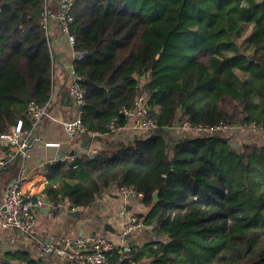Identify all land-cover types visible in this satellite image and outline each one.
<instances>
[{
    "label": "trees",
    "instance_id": "16d2710c",
    "mask_svg": "<svg viewBox=\"0 0 264 264\" xmlns=\"http://www.w3.org/2000/svg\"><path fill=\"white\" fill-rule=\"evenodd\" d=\"M49 1L0 0V136L20 120L30 129V105L52 100ZM70 13L84 57L73 62L85 91L76 141L128 125L145 91L142 113L156 129L100 137L105 147L92 157L47 164L39 196L56 215L89 208L112 186L141 194L150 211L136 216L159 238L110 252L109 264H264V145L170 133L184 122L264 132V0H75ZM19 162L7 164L11 175ZM0 264L55 263L18 250Z\"/></svg>",
    "mask_w": 264,
    "mask_h": 264
},
{
    "label": "built area",
    "instance_id": "2783aa9c",
    "mask_svg": "<svg viewBox=\"0 0 264 264\" xmlns=\"http://www.w3.org/2000/svg\"><path fill=\"white\" fill-rule=\"evenodd\" d=\"M54 1L57 3L58 8L53 9L50 6L46 7V11L42 17V25L48 31V35H50L52 22L59 23L60 36L72 49V61L81 60L84 57L75 53V38L71 34V28L75 22V17L71 15L70 10L75 0ZM81 80L82 79L75 74L72 68V77L68 91L77 107L78 115L73 120L61 123L65 132L71 137H75L80 132H85L82 124L85 91L82 88ZM147 96L148 92L145 91L142 98L137 102V108L126 112L131 118V122L128 125L119 126L114 122L110 125L108 133H89V140H95L100 137H115L114 139L116 140H124L125 134L130 129L131 125H133L135 131L150 135L151 132L156 129V125L153 121L146 118V114L144 115L142 113L144 108L146 109L143 101L146 100ZM51 104L52 100L43 107L34 104L30 105L28 111L33 118L31 128L27 129L24 122L20 120L15 126L11 127L9 131L0 136V175L11 158L15 159L19 157L21 161L18 177L14 179L5 190L3 206L0 208V227L4 230H16L22 233L30 232L35 222L36 211L43 208L48 210V217L52 218L55 215L57 208L47 199L23 191V185L33 173L31 165L27 162L31 158L29 154L30 147L41 143L51 148L60 146L57 143L44 142V139L40 136L43 123L50 115ZM180 129L190 131L193 136L239 131L237 127H229L226 125H219L216 127H193L188 122L181 124ZM83 153H87L89 157H92L93 154L91 152L75 151L71 155H66L60 159L54 160L53 163L62 161L68 164H74L77 160L82 158ZM76 167L77 165H74V168ZM119 195L123 199L129 200H140L142 197V195L137 193L133 188L128 187L119 189ZM77 210L78 209L73 208L71 211ZM122 214L125 218L123 226L125 235L131 236L144 227V224L131 212L124 210ZM131 245V243L129 245L118 244L105 235L90 234L75 239L64 238L60 243L56 244L40 243L38 246V254L39 257L53 255L69 264H109L108 258L110 252L117 251L121 255L124 253L129 254Z\"/></svg>",
    "mask_w": 264,
    "mask_h": 264
},
{
    "label": "crops",
    "instance_id": "0c3cea01",
    "mask_svg": "<svg viewBox=\"0 0 264 264\" xmlns=\"http://www.w3.org/2000/svg\"><path fill=\"white\" fill-rule=\"evenodd\" d=\"M51 8H58L54 0L49 1ZM59 23L52 22L50 29V38L55 57V75L54 91L50 115L43 123L40 136L47 143H57L59 147H46L44 143L32 145L29 149L31 158L27 161L33 169L32 175L23 185V191L29 194L39 196L43 190L47 179L44 175L45 166L53 164L54 160L60 159L66 155H71L75 151H84L97 153L104 149L105 144L100 139L87 140L86 142H77L76 138L69 136L65 130L62 132L61 123L73 120L77 117V107L73 100L64 103V95L67 93L72 77V49L68 43L60 36ZM73 104V105H72ZM246 131V130H245ZM249 131V130H248ZM171 135L176 138L194 137L192 134L180 129L171 130ZM241 133V132H240ZM140 131H135L133 125L125 134V140H132ZM224 134V133H223ZM242 134H246L242 132ZM228 135V134H224ZM256 135V134H255ZM79 143V144H78ZM14 158H11L10 163ZM21 161L19 162L20 169ZM10 168V167H9ZM12 174L7 167L0 175V208L3 206L4 193L8 185L18 177ZM11 175V176H10ZM124 210L134 215H146L150 210L138 200L123 199L119 195V189L116 186L110 187L103 196L89 208L81 209L79 217L70 215L69 206L56 213L52 218L48 217L47 209L37 210L35 213V222L30 232L22 233L16 230H4L0 227V262L8 251H25L33 257H39L38 246L40 243H60L62 239H75L81 236L94 234V229L102 232L104 235H113L112 241L121 245L150 243L159 238L151 226H144L140 231L131 236L124 234L125 218L122 214ZM109 229H106V226ZM118 231V232H117ZM162 239V238H160ZM55 264H69L64 260L53 255L45 257Z\"/></svg>",
    "mask_w": 264,
    "mask_h": 264
},
{
    "label": "rangeland",
    "instance_id": "374dc122",
    "mask_svg": "<svg viewBox=\"0 0 264 264\" xmlns=\"http://www.w3.org/2000/svg\"><path fill=\"white\" fill-rule=\"evenodd\" d=\"M176 59H178V56H175ZM233 131V130H232ZM242 131L246 134H242ZM224 134H228L225 135V138H229L230 140H232L233 142V146L238 147L240 143H251V144H257V145H264V132H254L252 130L249 131H245V130H241V133H224ZM223 134V135H224ZM256 134V135H255ZM241 145V144H240ZM35 196H38L36 194H34ZM84 210V209H83ZM97 229H94V234H101L104 235L102 232L98 231L101 229H98V226L96 227ZM118 232V231H117ZM114 235V234H113ZM113 235H105L107 238L112 239ZM113 240V239H112Z\"/></svg>",
    "mask_w": 264,
    "mask_h": 264
},
{
    "label": "water",
    "instance_id": "95a60500",
    "mask_svg": "<svg viewBox=\"0 0 264 264\" xmlns=\"http://www.w3.org/2000/svg\"><path fill=\"white\" fill-rule=\"evenodd\" d=\"M158 58H159V56H158ZM87 83H88V81H87ZM31 143H32V141H31ZM154 202H155V203H158V202H159L158 193H155V195H154ZM46 213H48V210L46 211ZM70 215L73 216V217H79L80 212H77V211H71V212H70ZM109 228H110V227L107 225V226H106V229H109Z\"/></svg>",
    "mask_w": 264,
    "mask_h": 264
}]
</instances>
